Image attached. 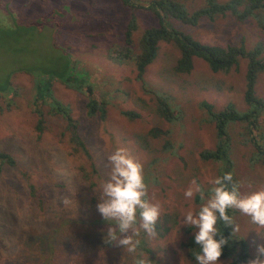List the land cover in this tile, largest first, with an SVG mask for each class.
<instances>
[{"label": "rangeland", "instance_id": "374dc122", "mask_svg": "<svg viewBox=\"0 0 264 264\" xmlns=\"http://www.w3.org/2000/svg\"><path fill=\"white\" fill-rule=\"evenodd\" d=\"M129 1L135 8L137 29L133 37L136 43L142 31L157 22L151 12L153 8L148 7L151 0ZM178 1L191 11L204 3V0ZM232 14L215 20L202 17L195 25L178 20L171 24L201 43L239 44L244 38L247 47L259 40L264 46V36L258 30L259 20H240ZM129 15L130 9L124 6L123 0H0V90L6 89L9 83L12 86L10 93L0 97L3 104L0 107V152H7L14 159L13 165L5 164L0 171V264H26V261L41 264L49 257L48 250H63L58 256L59 264H95L97 259L96 264H127L128 252L121 247L113 252L106 247L96 260L90 261L95 256H92L93 250L104 240L100 231L108 229L109 225L104 220L96 231L88 222L97 217L99 189L110 171L107 154L118 147L126 148L143 164L148 185L146 198L159 205L160 217L167 212L177 214L158 219L156 239L149 240L156 257L148 264H189L181 243L196 230L187 234L188 226L182 224V216L189 209L198 210L204 201L198 203L195 196L188 200L184 191L193 179L206 195L212 187L211 167L214 165L215 170L216 166L212 160L199 157L198 151L201 147L214 146L215 128L207 121L203 108L188 105L183 100L181 112L187 123L169 124L151 110V106L155 107L154 93L182 98L179 84H171L168 79L180 55L174 41L171 44L160 42L156 58L144 73L146 90L135 78L133 65L108 58L107 51L123 43ZM194 60L195 68L189 75L193 83L203 88L194 96L195 103L205 99L207 73L212 76L211 81L215 77L221 79L226 89L211 94L212 86L207 84L206 92L216 106L232 101L238 108H246V57L240 59L237 67L216 73L206 67L202 58ZM63 68L75 80L83 79L84 84L91 85L98 99L103 98V118L88 115L87 94L65 86L59 78L52 80V86L45 82L49 71L60 72ZM13 86L17 92H13ZM49 86L55 98L70 107L77 132L88 147V156L71 155L64 139L60 141L55 135L62 132L66 121L60 115L47 112V104L51 102L41 105L43 92ZM42 88L44 90L40 91ZM256 92L264 98V72L259 73ZM40 105L46 127L39 134L35 108ZM124 111L136 114L127 116ZM192 117L196 119L194 123L190 121ZM141 128L148 134L142 142L157 138V143L149 146L158 150L155 161L132 142V133ZM232 130L230 128L231 171L241 182V192L264 189V167L258 165L256 169L250 157L245 158L244 146L239 144V136ZM261 130L264 133V127ZM173 137L177 142L165 148L164 142ZM255 138L263 142L259 133H255ZM188 148L195 149V153L186 155ZM79 164L85 165L87 180L78 170ZM236 219L244 223L241 230L250 235L249 249L253 248L252 254H256L264 230L258 232L250 217L240 212ZM75 220L72 227L58 232L63 223ZM247 221L250 227L245 226ZM47 231L52 232L48 240L53 245L46 242ZM86 234L90 235L89 239L83 241L82 236ZM219 259L222 264H229L231 258Z\"/></svg>", "mask_w": 264, "mask_h": 264}, {"label": "trees", "instance_id": "16d2710c", "mask_svg": "<svg viewBox=\"0 0 264 264\" xmlns=\"http://www.w3.org/2000/svg\"><path fill=\"white\" fill-rule=\"evenodd\" d=\"M182 1V0H181ZM124 6L129 10L130 15L128 16L127 24L125 25L123 43L118 47H112L107 51V56L109 59L114 60L118 63L131 64L135 67L137 81L141 82V86L144 90L145 79L144 73L146 67L154 61L157 56L158 48L160 42H167L171 44L174 41L176 48L180 50V55L176 59V63L171 69L169 76V83H178L180 90L178 91L182 98L179 99L176 96H170L166 93H154L155 95V107L151 110L154 111L159 117L166 119L169 124L174 123H187L182 117L181 107L182 100L188 105H195L204 109V115H206L207 121L212 123L215 128L216 142L212 148H203L198 151V156L205 161H211L215 164V170L213 166L211 167L213 173L212 177L223 175L225 172H232L233 168L231 159V149H232V137L230 135V128H233V133L239 136V144L244 146V156L250 157L251 162L254 164V168L260 165L264 167V133L261 130L264 127V98L257 95L256 83L259 73L264 72V46L261 41H256L251 47H247L245 44V39L242 38L239 44H227L218 45L212 43H201L193 39L189 33L177 30L171 23L173 20L182 21L187 25H195L198 20L202 17L205 19L214 20L217 16L224 17L231 11L236 18L240 20H255L258 22V30L264 36V0H204L202 6L194 10H189L184 3L178 0H151L148 7L151 6L152 13L156 17V25L146 27L142 33L138 36L137 42L134 40V32L137 29L135 8L129 0H123ZM242 6L241 9L239 7ZM230 13V14H232ZM232 14V15H233ZM159 20V21H157ZM172 28V30H171ZM64 58L63 56H60ZM200 57L205 60V65L211 72H226L237 67L240 59L246 57L248 60V68L246 74V90H245V109H240L232 101H226L222 106H216L213 101L209 98L206 92L207 84L212 86L211 94L213 91L223 92L225 87H223L222 80L215 77L212 81L210 76L205 73V99L198 100L194 102V96L197 95L203 88H200L198 83H193L190 78L189 73L195 68V58ZM73 62L76 60L73 58ZM132 62V63H131ZM76 65V64H75ZM78 66V65H76ZM73 71V68H72ZM57 73L58 76H55ZM184 74L186 76H184ZM54 78H59L57 80L61 81L65 86L75 89L83 94H87L89 98L86 102V111L90 117L98 116L103 118L105 115V101L103 98H97L93 92V87L91 85H86L82 81L83 79L75 80L73 75H67L66 71L61 70L60 72L49 71L46 75V83L52 84ZM180 78V79H179ZM52 86V85H51ZM49 86L43 93L46 97L41 105L45 102H51L47 104L49 108L47 112L49 114L60 115L66 121L65 128L62 132L55 134L59 140L64 139L66 145H68V152L74 156L89 155L88 147L86 143L77 132V122L71 116L70 107L67 104H63L59 99L55 98L54 94L50 92ZM9 83L6 89L0 90V97L6 92L10 93L11 88ZM228 89V88H227ZM42 88L40 91H43ZM16 91V87L13 86V92ZM151 91V90H150ZM152 92V91H151ZM138 99L142 100L139 96ZM6 101H4L5 103ZM41 105L39 108H35V112L38 115L36 130L41 133L46 127L45 119L43 118ZM3 104L0 103V107ZM125 115L133 116L136 113L134 111H124ZM192 123L196 121L194 117L190 119ZM119 122V121H118ZM117 122V123H118ZM149 133V132H148ZM255 133H259L261 140L260 143L255 138ZM147 132L143 128L135 130L131 137L134 138L132 142H135L138 149L146 152L147 155L152 156V161H155L157 157L158 150L153 147L149 148L150 145L157 143V138L142 142L141 140L147 137ZM131 137L128 141L131 140ZM127 140V139H125ZM70 141V144H69ZM176 138H172L169 142H164L165 148H170L174 145ZM256 145L255 149L254 146ZM199 149V148H198ZM195 153V149L188 148L186 150V155H191ZM14 164V159L7 152H0V170L3 164ZM150 163V162H149ZM248 168V166H247ZM78 170L82 172V177L88 179V172L85 165L79 164ZM249 170V168H248ZM233 173L235 181H239L238 178ZM213 178V179H214ZM91 181V180H88ZM195 199L198 203H201L199 194L195 195ZM238 210H229V215H232L235 220L236 215H238ZM172 214L177 216L175 212L164 213L159 218H164ZM74 222L63 223L58 229L61 232L65 227L74 225ZM105 222L101 214L97 210V217L94 221L90 220L88 222L89 226H94L97 231L101 223ZM240 230L241 226L244 224L237 220ZM109 225V223H108ZM110 226V225H109ZM108 226V227H109ZM246 227H250V223L247 221L245 223ZM175 227V226H173ZM172 227V228H173ZM217 227L220 232L217 234V239L220 236L225 237L228 242L223 246L221 258H231L229 264H247V262L254 258L256 254H252L253 248L249 249L250 235L246 231L238 232L235 237L231 236V227L224 226L222 222L218 221ZM256 226L252 227L255 233ZM264 230V229H262ZM187 234L193 232V228L186 227ZM104 237L103 242L97 246V250H93L92 256H95L90 260H96L98 255H100L101 250L108 247L109 252H113L117 246L110 245L105 242V237L107 234V228L100 231ZM194 233V232H193ZM46 242L48 245H53V242L48 240L49 236H52V232L47 231ZM90 235H83L82 240L87 241ZM261 243H264V235L261 233ZM135 239L140 240V245L138 246L137 252L135 254L127 253V264H133L135 258H145L147 261H155V252H153L152 247L149 246V240L151 239L142 229L140 230L139 236ZM156 239V238H152ZM181 245L186 249V256L189 264H196L194 254L199 251V245L195 243L194 234L190 238H186ZM159 246L158 244L156 247ZM63 250H48L49 257L46 258L41 264H59L61 261L58 260L59 253ZM47 252V250H46ZM51 259L52 262L47 260ZM98 262V259H97ZM96 262V263H97ZM95 263V264H96ZM26 264H30L26 261ZM101 264V263H98Z\"/></svg>", "mask_w": 264, "mask_h": 264}, {"label": "clouds", "instance_id": "9594fccd", "mask_svg": "<svg viewBox=\"0 0 264 264\" xmlns=\"http://www.w3.org/2000/svg\"><path fill=\"white\" fill-rule=\"evenodd\" d=\"M228 12L227 15H231L232 12ZM107 161L110 171L107 180L100 186L97 204L98 212L110 225L105 242L135 254L141 243L135 237L139 236L141 229L150 238L157 235L160 207L146 198L148 185L144 178L143 164L126 148L118 147L110 151ZM210 183L212 187L207 195L195 179L184 191L186 199L191 200L199 194L200 200L204 201L198 210L189 209L182 216V224L196 230L194 239L199 245V251L194 254L196 264H222L219 258L228 240L223 236L216 238L220 232L218 221L231 227L232 237L240 231L239 224L229 215V210H238L250 217L258 232L264 229V189L242 193L241 182L234 180L232 172L216 176ZM133 264H148V261L135 258ZM247 264H264V243L256 246V255Z\"/></svg>", "mask_w": 264, "mask_h": 264}]
</instances>
